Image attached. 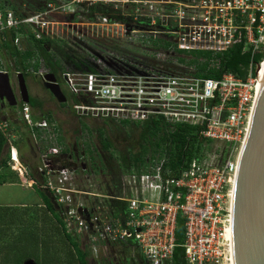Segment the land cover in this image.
Segmentation results:
<instances>
[{
	"label": "built area",
	"instance_id": "built-area-1",
	"mask_svg": "<svg viewBox=\"0 0 264 264\" xmlns=\"http://www.w3.org/2000/svg\"><path fill=\"white\" fill-rule=\"evenodd\" d=\"M11 2L0 0V35L14 30L19 50L28 29L37 40L50 38L54 17L77 8L87 9L94 25L119 28L126 38L141 41L136 50L148 55L118 57L120 52L106 48L116 55L97 59L105 68L94 61L88 69L60 74L79 100L72 102L76 117L132 123L163 119L196 127L213 145L177 175L164 166L166 160L122 173L121 196L88 204L80 196L93 194L76 188V171L57 161V149H44L33 178L12 147L10 162L21 185L50 192L68 231L86 237L95 256L101 248L118 246L132 252L131 261L173 264L175 250L182 247L185 264H231L233 189L264 73V0H29L22 17ZM236 45L252 54L245 78L233 73L199 77L187 64L190 53L204 52L211 59L200 61L218 68V57ZM257 55L261 59L255 62ZM20 116L37 138L35 129L49 137L59 133L56 122L36 120L29 104H22ZM179 216L182 244L176 236Z\"/></svg>",
	"mask_w": 264,
	"mask_h": 264
},
{
	"label": "rangeland",
	"instance_id": "rangeland-1",
	"mask_svg": "<svg viewBox=\"0 0 264 264\" xmlns=\"http://www.w3.org/2000/svg\"><path fill=\"white\" fill-rule=\"evenodd\" d=\"M16 4L19 11L24 12L28 10L25 5L29 0H10ZM38 6V4H35ZM73 18V20H72ZM56 24L52 25L49 29L50 39L52 44L48 46L50 51H56L58 58H61L63 66L66 70H78L88 69L93 66L94 61L101 68H105V65L97 59L105 57V55H116V52H110L106 50L99 42L94 41L92 36L96 38H102L101 35L108 39L114 40L117 45L120 46V53L118 57L133 55L145 56L148 55L144 51L139 52V46L137 44L141 41L135 39L126 38L119 28H108L104 25H94L89 19V12L84 8H77L74 13L70 15H57L54 17ZM90 36V37H89ZM91 38V39H90ZM143 46V44H141ZM22 50L31 49L30 44L25 40L22 42ZM125 47V48H124ZM115 50V49H114ZM138 51L139 53H136ZM163 59V58H161ZM189 60V57H188ZM14 65L13 60H10L5 53L0 57V71H5L6 66ZM193 71V68H188ZM48 72V69L41 66L39 72ZM38 73L28 75L26 83L29 89L30 97L37 98L43 103V111L34 110L35 115H52L54 122L59 126L60 132L56 136L41 135L38 138L30 134L28 138L21 142L20 130L18 126H22L21 121V108L18 110L10 111L9 108H3L0 104V126L1 131L4 132L9 138L10 153H12V147L16 148L19 155V161L23 164L25 158L31 164L40 165V159L44 152V149L54 148L57 151L61 150L66 156L71 151L75 152L78 157H81L80 167L75 173V186L81 192L93 194L92 196L81 195L86 204L89 201L104 202L107 197L105 196H121L122 189L121 183L118 186L116 183L119 181L118 165L123 157L129 159L130 152L138 150L139 133L140 130L133 125L124 126L120 122L109 121L106 124L102 119H80L74 115L72 110V103L70 99L73 95L70 93L65 81L60 78V86L66 97H69V101L63 106L51 93L43 86L42 78ZM11 83L15 93L19 95V85L17 81V72L10 73ZM21 100V97L19 96ZM7 116H6V115ZM7 117H10L7 118ZM6 124V127L4 125ZM85 125L87 127H85ZM24 127V126H23ZM23 130H26L25 128ZM60 135L63 138L61 145L56 142L57 136ZM48 137V140L45 139ZM24 138V137H23ZM108 140L112 144V148L105 150L103 148V140ZM19 143V147L15 142ZM66 149L70 152H66ZM207 152L205 155L212 151L213 145L210 148H205ZM23 156V158H22ZM10 161V160H9ZM85 165L86 170H82L81 165ZM10 168L6 172L14 171L11 162H9ZM108 166L110 170L102 168ZM23 166H25L23 164ZM17 167V165L15 166ZM16 172V171H15ZM114 201H112V204ZM118 203H116L117 205ZM115 205V204H114ZM181 217V216H180ZM182 218V217H181ZM21 225L23 227H21ZM24 228V229H23ZM52 229V228H51ZM19 233L18 237L27 238L26 234L30 236L32 248L34 252H31L36 260V264H72L71 257L67 254L55 253L51 249L52 235L45 230L44 240L42 239V233L36 228H28L25 223L20 224V229H16ZM38 236L39 239L36 237ZM16 238V237H14ZM37 238V239H36ZM73 238V237H72ZM184 241L181 239L182 244ZM85 244L87 243L84 241ZM88 248V247H87ZM132 253V252H131ZM130 252L123 247H110L105 250L101 248L98 255L95 256L93 252L88 255L89 264H142L141 261H131ZM17 258V254H15ZM69 258V259H68ZM79 258V257H78ZM24 259V258H23ZM18 260V258H17ZM19 264L20 263L19 261Z\"/></svg>",
	"mask_w": 264,
	"mask_h": 264
},
{
	"label": "trees",
	"instance_id": "trees-1",
	"mask_svg": "<svg viewBox=\"0 0 264 264\" xmlns=\"http://www.w3.org/2000/svg\"><path fill=\"white\" fill-rule=\"evenodd\" d=\"M11 7L18 16L22 17V15H25V13L19 11L17 5L12 2ZM21 30H24V28ZM25 34H27L25 41L28 42L31 47H33L31 49L19 50L13 44L16 37L14 30L0 35V57L5 53V55L14 62L13 66H6L5 71L8 73L13 71L17 73H23L25 78L32 74L31 71L35 74L38 73L41 66L46 67L48 72L54 73L57 77L66 71V68L62 64L61 58H58L57 56V52L50 51L48 48V46L53 43L50 38L37 40L31 33L30 29H28ZM4 38H6V40ZM93 40L99 42L101 45H103V47L115 49L113 51L121 52L120 46L114 43L115 41H112L111 43V40H102L100 38H94ZM151 42L155 45L160 43L154 41L153 39H151ZM165 46H169V44L166 42ZM189 55L192 57V59L189 60L187 64L193 66L196 69V76L214 79H219L226 73H233L240 78H245L248 75V67L252 58L251 53H243L241 45H236L223 56H219L218 58L220 63L218 68L214 66L212 67L209 62L200 61V58L211 59V55L208 53L192 52ZM260 59L261 55L254 57L255 62H258ZM181 61L185 62L184 60ZM70 102L77 103L79 100L76 97H72ZM22 104L23 103H21V106ZM29 105L34 110H39L40 112L43 111V103L37 98L31 97ZM62 105L65 106V104ZM34 118L36 120H48L50 122L54 121L52 115L50 114H34ZM109 121L113 120H104L106 124L109 123ZM120 123L124 126L133 125L135 128L140 130V133L138 150L135 152H130L129 159L123 157V160L120 161V164L118 165L117 176H119V178L122 173L146 168L150 164L156 165L162 160H166L164 166L170 168L174 175H177L181 170L188 167L192 159L203 157L207 152L205 148H210L212 145L211 141L202 139L199 136L196 127L190 125H173L167 123L163 119L151 120L144 123H132L129 121H121ZM85 127L87 126L85 125ZM24 128L26 130H23ZM18 130H20V135H22L21 142L28 138L30 134H32V131L24 123L22 126H18ZM35 132L39 135V137L43 135V132L40 129H35ZM62 141L63 138L58 135L56 138L57 144L61 145ZM21 142H15V144L19 147V143ZM102 142L103 148L105 150L112 148V144L108 140L104 139ZM66 152H70V150L66 149ZM9 160V138L4 132L0 131V184L7 183L11 180L20 181L17 172H6V170L10 168ZM23 164L30 169L33 178H38V175L36 174V169L38 166L36 163L31 164L24 158ZM102 168H105L106 170L108 169V171L110 170V168L106 165ZM116 184L117 185L115 186L120 184V179ZM48 202L50 203L49 200ZM50 206L54 207L52 203H50ZM183 234L184 221L179 216L176 229L177 242L179 244L181 243L180 241L183 237ZM87 247L82 248L80 244L75 245L80 264H89L88 255L90 254V251ZM142 264H144L143 261ZM173 264H185L184 250L182 247H178L175 250Z\"/></svg>",
	"mask_w": 264,
	"mask_h": 264
},
{
	"label": "water",
	"instance_id": "water-1",
	"mask_svg": "<svg viewBox=\"0 0 264 264\" xmlns=\"http://www.w3.org/2000/svg\"><path fill=\"white\" fill-rule=\"evenodd\" d=\"M44 87L61 104L67 103L54 73L41 77ZM21 101L30 103L23 73H17ZM0 100L17 106L10 73L0 71ZM231 264H264V73L247 139L237 169L230 220Z\"/></svg>",
	"mask_w": 264,
	"mask_h": 264
},
{
	"label": "crops",
	"instance_id": "crops-1",
	"mask_svg": "<svg viewBox=\"0 0 264 264\" xmlns=\"http://www.w3.org/2000/svg\"><path fill=\"white\" fill-rule=\"evenodd\" d=\"M48 200L54 207L50 206ZM21 223L28 225L29 229L36 228L37 233L40 231L43 240L45 230L51 231L48 232L52 235L49 241L53 247L51 251L67 254L72 264H80L75 245L87 247L84 242H87V238L74 236L68 231L50 192L23 186L17 180L0 184V264H19V261L22 264H36L37 261L31 256L34 249L30 236L18 237L16 229H20Z\"/></svg>",
	"mask_w": 264,
	"mask_h": 264
},
{
	"label": "flooded vegetation",
	"instance_id": "flooded-vegetation-1",
	"mask_svg": "<svg viewBox=\"0 0 264 264\" xmlns=\"http://www.w3.org/2000/svg\"><path fill=\"white\" fill-rule=\"evenodd\" d=\"M48 73H50V72H48ZM57 77V76H56ZM57 79H58V82L60 83V75H59V77H57ZM43 86H44V84H43ZM29 90V89H28ZM14 93H15V91H14ZM15 95H16V99H17V101H18V103H17V106H14V107H11V106H9V104H8V102L7 101H2V100H0V104H1V106L3 107V108H9L8 110H10V111H15V110H18L19 109V107L21 106V103H23L20 99H19V96L21 97V95H20V90H19V95L17 94V93H15ZM52 95V94H51ZM53 96V95H52ZM54 97V96H53ZM31 98V97H30ZM55 100H57L56 98H54ZM69 97H67V102L69 101ZM6 115V114H5ZM7 116V115H6ZM7 118H9L10 119V117H7ZM21 119V118H20ZM59 127V126H58ZM56 158H57V161H60V162H62L63 163V165H65V166H68V167H71L74 171H77L78 169H79V167H80V161H81V157H78V155L75 153V152H71L69 155H65L61 150H59V153H58V155L56 156ZM81 168H82V170H86V167H85V165L83 164V165H81Z\"/></svg>",
	"mask_w": 264,
	"mask_h": 264
},
{
	"label": "bare ground",
	"instance_id": "bare-ground-1",
	"mask_svg": "<svg viewBox=\"0 0 264 264\" xmlns=\"http://www.w3.org/2000/svg\"><path fill=\"white\" fill-rule=\"evenodd\" d=\"M13 152H14V155H15V156H17V150H16V149H14V151H13ZM15 168H16V169H18V167H15Z\"/></svg>",
	"mask_w": 264,
	"mask_h": 264
}]
</instances>
